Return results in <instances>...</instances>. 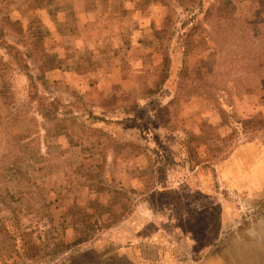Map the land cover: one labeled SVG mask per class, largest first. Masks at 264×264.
<instances>
[{
    "label": "rangeland",
    "instance_id": "obj_1",
    "mask_svg": "<svg viewBox=\"0 0 264 264\" xmlns=\"http://www.w3.org/2000/svg\"><path fill=\"white\" fill-rule=\"evenodd\" d=\"M0 264H264V0H0Z\"/></svg>",
    "mask_w": 264,
    "mask_h": 264
}]
</instances>
